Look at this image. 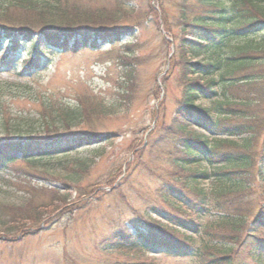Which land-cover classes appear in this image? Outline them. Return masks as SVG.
<instances>
[{"label": "trees", "instance_id": "obj_1", "mask_svg": "<svg viewBox=\"0 0 264 264\" xmlns=\"http://www.w3.org/2000/svg\"><path fill=\"white\" fill-rule=\"evenodd\" d=\"M90 1L0 0V51L11 48V54L0 53L1 64L37 71L47 64V54L92 52L136 37L134 26L121 24L116 12ZM177 9L172 68L178 71L179 96L171 122L157 130L161 143L173 148L170 164L184 172L162 195L181 216L164 212L173 225L161 235L134 224L136 234L123 226L112 240L116 249L128 243L198 264H264V0H181ZM129 60L120 63L123 98L135 85L136 68ZM35 93L32 109L41 128L34 133L12 127L26 118L0 99V170L18 161L29 167L18 171L28 180L7 182L22 196L18 202L0 198V229L17 222L38 226L58 204L74 214L86 205L85 198L104 193L98 191L101 185L115 183L105 179L73 188L70 178L57 181L76 192L74 200L57 187L32 183L51 179L44 169L64 165L79 149L108 141L112 134L101 123L116 109L102 91ZM192 127L203 133H192ZM207 182L209 190L201 187ZM6 243L13 241L0 238V245Z\"/></svg>", "mask_w": 264, "mask_h": 264}, {"label": "rangeland", "instance_id": "obj_2", "mask_svg": "<svg viewBox=\"0 0 264 264\" xmlns=\"http://www.w3.org/2000/svg\"><path fill=\"white\" fill-rule=\"evenodd\" d=\"M90 2L106 5L116 12L121 24L134 26L136 37L117 41L110 47H95L92 52L47 54V64L32 72L21 71L19 63L8 68L0 62V99L13 113L26 118L13 122L12 127L34 133L41 128L31 102L36 91L62 89L69 94L102 91L116 108L111 118L101 123L102 129L112 137L101 145L79 149L62 166L45 168L51 179H33L32 183L57 187L63 194H70L72 200L77 199L76 192L66 191V186L57 181L70 178L73 188H85L105 179L115 183L112 189L101 185L98 191L104 193L85 198L86 205L74 214L66 213L64 206L58 204L45 212L46 221L38 226L17 222L1 227L0 238H7L13 244L0 245V264H198L195 259H169L159 249L143 252L130 248L128 243L116 249L112 240V234L123 226L136 234L134 224L164 233L173 225L164 212L181 216L172 205L163 202L162 195L167 193V184L177 185L184 178L181 177L184 172L170 164L173 148L161 143V133L157 130L162 122L165 125L171 122L179 96L178 71L173 72L172 60L178 46L174 34L179 31L177 7L181 0ZM26 50L27 47L21 58ZM1 52L11 54V48L5 45ZM126 57L136 68L135 85L129 97L123 98L120 63ZM191 132L203 133L195 127ZM24 167L29 168L18 161L0 170L1 199L19 201L22 192L7 182L28 180L18 172ZM201 187L209 190L211 182ZM178 232L185 234L180 228ZM29 234L30 237H23ZM176 238L181 237L176 234Z\"/></svg>", "mask_w": 264, "mask_h": 264}]
</instances>
